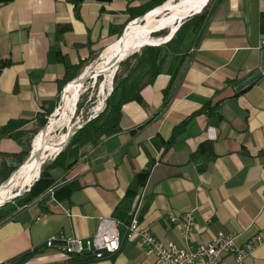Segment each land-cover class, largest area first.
<instances>
[{
    "label": "crops",
    "instance_id": "1",
    "mask_svg": "<svg viewBox=\"0 0 264 264\" xmlns=\"http://www.w3.org/2000/svg\"><path fill=\"white\" fill-rule=\"evenodd\" d=\"M151 1L1 3L0 54L12 65L0 74V127L13 119L35 121L58 98L65 63L70 74L83 68L71 83L83 78ZM169 41L150 44L153 82L141 89L140 101L122 106L120 132L84 147L68 142L60 150L66 151L63 165L52 171L54 186L37 199L26 190L14 201L11 218L0 225V264H154L132 241L102 260H67L61 246L45 247L55 235L91 237L101 218L128 222L125 200L142 174L138 218L161 241L185 246L168 217L187 212L196 220L192 246L219 232L238 234L244 245L264 231V78L257 77L264 63V0H213L203 23L192 25L180 43ZM123 70L124 83L106 99L111 107L150 78L149 63L129 76ZM7 141H13L8 152L22 150L12 139L1 149ZM246 264H264V245Z\"/></svg>",
    "mask_w": 264,
    "mask_h": 264
},
{
    "label": "trees",
    "instance_id": "2",
    "mask_svg": "<svg viewBox=\"0 0 264 264\" xmlns=\"http://www.w3.org/2000/svg\"><path fill=\"white\" fill-rule=\"evenodd\" d=\"M8 0H0L1 3H5ZM168 0H152L146 6L142 7L141 10L137 14H133L131 19L123 26L121 32L119 33V38L122 37L124 29L126 26L134 21L135 19L142 17L146 13L154 10L162 6ZM209 4L202 10L200 15H196L194 19L185 22L176 33L175 37L172 39L170 43H180L188 29L193 25L197 27L201 23L206 20V16L209 10V6L213 2V0H209ZM157 35V34H155ZM155 55H156V48L155 47H144L142 49L141 54H134L132 57L128 58L122 64L128 70L127 75L129 76L137 66L143 63L150 64V78L148 82L141 83L137 87H135L129 94H127L118 104L112 106L107 112V109L96 119L88 122L85 124L80 130H78L70 139L69 146L73 145H80L82 147L88 144H95L99 142L101 139L113 136L120 132V121H121V110L124 103L130 101H140V91L141 89L153 82L154 79V68H155ZM95 57L94 59H96ZM134 60L135 64H131V61ZM65 61V60H64ZM68 69V75L65 77L63 81L60 82V92L58 98L55 101L49 102L44 104L41 108V111L38 113L35 121L26 120V119H18V120H9L5 125L0 127V186L3 184L10 175L21 165H23L27 159L29 158L32 146H31V137L25 143L22 141L24 135L36 136L38 135L45 126L48 124V118L54 113L55 109L58 107V103L60 101V95L62 89L70 82H72L75 78L79 77L82 72L83 68H79L77 72L70 74L69 71L73 68L65 63ZM12 65L11 61L5 59L0 54V74L2 71ZM119 76L118 74L115 76L114 80L117 82L114 92H116L121 85L124 83L126 78H122L118 82ZM167 97V95H166ZM168 104V103H167ZM151 123L148 122L146 125ZM30 124L32 127L29 128ZM146 126H141L139 129H143ZM5 139H12L16 141L20 146L26 147L25 150H20L19 152H8L1 149L2 141ZM66 151H62L56 159L52 163H47L44 165L40 178L37 182L33 184L30 188L29 194L33 199H37L40 196L44 195L51 187L55 184V179L52 176V171L56 167H61L63 165V161L65 160ZM196 156L193 155V158ZM147 178V174H142L138 177L135 187L130 189L126 200H125V208L131 213L132 209L135 205H138V195H137V188L144 185ZM14 212V208L11 206L10 203L5 204L4 206L0 207V225L5 223L9 218H11Z\"/></svg>",
    "mask_w": 264,
    "mask_h": 264
},
{
    "label": "built area",
    "instance_id": "3",
    "mask_svg": "<svg viewBox=\"0 0 264 264\" xmlns=\"http://www.w3.org/2000/svg\"><path fill=\"white\" fill-rule=\"evenodd\" d=\"M259 49L264 55V41ZM257 77L264 78V63L257 69ZM139 203L138 197V205L133 207L128 222L114 218H101L96 233L91 237L55 235L45 242V247L61 246L67 260L85 257L102 260L118 254L124 241H132L146 255L155 257L154 264H246V260L254 250L264 245L263 231L257 233L244 245L238 243V234L219 232L210 243L192 246L190 242L196 229L193 212H187L179 217H168L171 224L179 225L184 247H179L172 241H161L140 224Z\"/></svg>",
    "mask_w": 264,
    "mask_h": 264
},
{
    "label": "bare ground",
    "instance_id": "4",
    "mask_svg": "<svg viewBox=\"0 0 264 264\" xmlns=\"http://www.w3.org/2000/svg\"><path fill=\"white\" fill-rule=\"evenodd\" d=\"M208 2L209 0H168V2L164 5L155 8L144 17L135 20L129 25L124 37L122 39L118 38L119 40L116 42L114 41V43L104 51L102 56L103 62L98 65L95 73L99 75L101 73L113 72L114 74V68L117 66V64H114L115 56H120V61L132 53L131 51L139 48L141 49L146 44L153 45L157 42L160 43L169 41L179 29V22L183 21L187 16L193 15L194 12H196V14L201 13ZM164 29H170L167 37L161 39L152 37L153 33ZM112 77L113 76L111 74V79H109L111 87ZM83 84L82 79H79L67 86L65 91L64 106L57 111V113H62L63 118L58 120L59 115H54L46 133L41 132L35 138L33 147L34 150L37 151L39 148L45 149L42 159L33 164L26 162L19 175L14 179L13 183L9 187L3 186L0 188V204L18 194L14 191V189L19 188L23 190L24 188L31 186L32 183L40 177L39 174L43 161L48 159L50 156H54L60 150L56 144L68 139L67 133L62 134L58 141H54L52 138L48 139V134L53 132L56 125L60 123H70L71 117L67 116V112L71 110L73 113L74 107L76 106L80 96V88L83 87Z\"/></svg>",
    "mask_w": 264,
    "mask_h": 264
},
{
    "label": "rangeland",
    "instance_id": "5",
    "mask_svg": "<svg viewBox=\"0 0 264 264\" xmlns=\"http://www.w3.org/2000/svg\"><path fill=\"white\" fill-rule=\"evenodd\" d=\"M209 2H208V4H209ZM148 13H146V14H148ZM145 15H143L142 17H144ZM196 15H200V14H196ZM196 15L187 16L186 18H184L183 21L179 22L178 25L181 27L185 22L194 19V17ZM134 21H132V22H134ZM132 22H130V24ZM130 24H128V25H130ZM180 27H179V29H180ZM179 29L176 31V33L179 31ZM169 32H170V29H164V30H161V31H158V32L153 33L152 34L153 35L152 37L161 39V38L167 37L169 35ZM155 34H157V35H155ZM175 35L172 37V39L175 37ZM119 39H121V38H119ZM172 39L170 41H172ZM144 47H154V46H151L150 44H148V45L143 46V48ZM143 48H141V49L139 48V49H136L134 51H131L132 53H130L126 57V60L128 58L132 57L134 54H141ZM103 53H104V51L98 56L97 60L92 64L93 66L92 65L89 66V68L85 72V75H84L83 78H84V80L86 79L87 81H84L83 82L84 83L83 84V87L80 88V96L78 98V101H77L76 106L74 107V111H73V113L71 112V110H69L67 112V116H70L71 117L70 123L69 124L68 123L67 124L66 123H64V124H61L60 123V124L56 125L54 127L53 132L51 134H48V139L49 138H52L54 141H58L59 140V137L62 134H65V133H67V135L71 139V137L78 130H80L85 124H87L88 122H90V121L98 118L106 109H107V112H109L111 106H110V104L109 105L107 104L106 99L111 94V91L115 89V86H116V83H117L114 80L115 76L118 74V76H119L118 82L124 77L125 72L123 70L124 69V65L122 63L125 62L126 60L125 59H122L124 61H122L121 63H118L117 64L116 68H114V71H115L114 74H113V72H108V73H101V74L97 75L95 72L97 71L98 65L103 62V57H102L103 56ZM111 74L113 76L112 77V87L110 86V80H109V79H111L110 78L111 77ZM79 79H82V78H79ZM70 83H68L62 89V92H61V95H60V101L58 103V107L55 109L54 113L48 118V126L50 125L51 119L53 118L54 115H59L58 120H61L63 118L62 113L61 112H58L57 113V111L62 106H64V99H65V90L64 89ZM31 127L32 126H30L29 128H31ZM38 135H36V136L24 135L22 141L26 143L28 141V139H30V137H31V139H32L31 140V146H33V141L35 140V138ZM70 139H69V141H70ZM11 144H13V141H7V143L5 145H2V149L7 150V151H11V148H10V145ZM25 149H26V147L23 146L22 147V150H25ZM32 149H33V147H32ZM60 152L61 151L59 150L54 156H50L48 159H45L43 161L42 166H41V170H40V174H41V171H42L44 165L47 164V163H50L52 161V159H55L60 154ZM39 178L40 177H38L37 179H39ZM31 187L30 186L29 187H26L23 190H21L19 188H16V189H14V191L17 192V193H20L21 192V195H22L24 191L30 190ZM15 200H13L12 202H10V204H11L12 207H14V201Z\"/></svg>",
    "mask_w": 264,
    "mask_h": 264
},
{
    "label": "water",
    "instance_id": "6",
    "mask_svg": "<svg viewBox=\"0 0 264 264\" xmlns=\"http://www.w3.org/2000/svg\"><path fill=\"white\" fill-rule=\"evenodd\" d=\"M128 27H129V25L126 27V29H125V31H124V33H123L121 39L124 37L125 32H126V30L128 29ZM146 45H148V44H146ZM144 46H145V45H144ZM119 59H120V56H118V55L115 56V58H114V64H117V63L119 62ZM87 79H88V78H87ZM82 81L84 82V81H87V80H86V79L84 80V78H82ZM47 129H48V124H47V126H45L44 129L42 130V133H46ZM69 139H70V137L68 136V139H67V140H65V141H61V142H59L58 144H56V145H58V146H57L58 149L61 150L62 148H64V147L66 146V144L68 143ZM34 141H35V140H34ZM34 141H33V146H32V147H34ZM44 152H45V149H44V148H39L37 151H35L34 148H33L32 151H31V154H30V156H29V158L27 159L26 162H28V163H30V164H33V163L39 161L40 159H42V156H43ZM26 162H25V163H26ZM25 163H24V164H25ZM24 164L21 165L19 168H17V169H16V170L10 175V177H9V178H8V179H7V180H6V181L0 186V188L3 187V186L9 187V186L13 183L14 179H15V178L19 175V173L21 172V170H22ZM20 195H21V192L18 193V194H16V195L13 196L12 198L6 200L4 203L0 204V207L4 206L5 204H8V203L12 202L13 200H15V199H17L18 197H20Z\"/></svg>",
    "mask_w": 264,
    "mask_h": 264
}]
</instances>
